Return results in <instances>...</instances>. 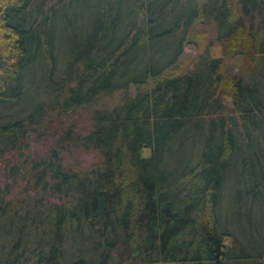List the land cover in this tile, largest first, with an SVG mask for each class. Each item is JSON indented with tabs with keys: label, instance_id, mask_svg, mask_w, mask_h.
I'll list each match as a JSON object with an SVG mask.
<instances>
[{
	"label": "trees",
	"instance_id": "obj_1",
	"mask_svg": "<svg viewBox=\"0 0 264 264\" xmlns=\"http://www.w3.org/2000/svg\"><path fill=\"white\" fill-rule=\"evenodd\" d=\"M0 264H264V0H0Z\"/></svg>",
	"mask_w": 264,
	"mask_h": 264
},
{
	"label": "rangeland",
	"instance_id": "obj_2",
	"mask_svg": "<svg viewBox=\"0 0 264 264\" xmlns=\"http://www.w3.org/2000/svg\"><path fill=\"white\" fill-rule=\"evenodd\" d=\"M202 26L200 24H195L193 26V29H201ZM184 51H186L187 53L190 54H194L196 49L193 45L191 44H187L184 46ZM211 53L214 56L218 55V47L217 46H213L211 48ZM245 58H243L241 55L239 54H232L230 57H228L227 59L224 60V63L226 65L225 67V71L228 74H234L237 69L243 64V62H245ZM129 92L132 93L133 92V88L129 87ZM76 120L78 121V124L80 127L82 128H86L87 126H89L90 122H89V114L88 113H81L80 115H78L76 117ZM32 150H43L42 146H38L36 148L32 147ZM94 153H89V154H83V155H74L75 157H79V159L83 162V164H87L91 161H94L96 158L93 155Z\"/></svg>",
	"mask_w": 264,
	"mask_h": 264
}]
</instances>
